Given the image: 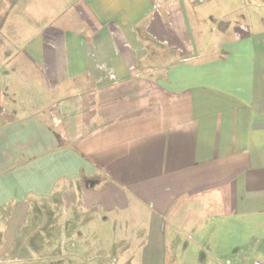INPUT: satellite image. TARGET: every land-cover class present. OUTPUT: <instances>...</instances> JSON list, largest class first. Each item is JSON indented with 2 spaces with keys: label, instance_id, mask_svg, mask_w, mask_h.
Listing matches in <instances>:
<instances>
[{
  "label": "crops",
  "instance_id": "obj_1",
  "mask_svg": "<svg viewBox=\"0 0 264 264\" xmlns=\"http://www.w3.org/2000/svg\"><path fill=\"white\" fill-rule=\"evenodd\" d=\"M242 1L0 0L4 237L60 203L49 263L264 264V0Z\"/></svg>",
  "mask_w": 264,
  "mask_h": 264
},
{
  "label": "rangeland",
  "instance_id": "obj_2",
  "mask_svg": "<svg viewBox=\"0 0 264 264\" xmlns=\"http://www.w3.org/2000/svg\"><path fill=\"white\" fill-rule=\"evenodd\" d=\"M17 4L25 3L26 0H17ZM72 0H27L29 7L33 14L42 9L47 10L48 16L57 18L59 15H72L75 6L78 7L80 2H76L72 9ZM236 2V0H235ZM243 2L237 0V10L235 15L240 17L243 14ZM10 0H2V4L9 6ZM257 4H263L261 0ZM264 5V4H263ZM242 7V8H241ZM7 9L9 17H11L14 9L12 7ZM60 13V14H58ZM234 25V24H233ZM242 25V24H241ZM26 108H29L27 106ZM28 110V109H25ZM60 203H40L32 214L29 216L23 226L15 233L12 239H6L3 231L0 228V264H57L46 262L47 258H54L57 255V248L48 247V243L54 242L58 233V226L69 221L71 215H62ZM61 214V215H60ZM60 228V227H59ZM73 248H66L65 256L72 253ZM72 264V263H64Z\"/></svg>",
  "mask_w": 264,
  "mask_h": 264
},
{
  "label": "built area",
  "instance_id": "obj_3",
  "mask_svg": "<svg viewBox=\"0 0 264 264\" xmlns=\"http://www.w3.org/2000/svg\"><path fill=\"white\" fill-rule=\"evenodd\" d=\"M254 264H262V263H260V262H255Z\"/></svg>",
  "mask_w": 264,
  "mask_h": 264
}]
</instances>
